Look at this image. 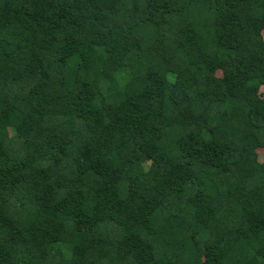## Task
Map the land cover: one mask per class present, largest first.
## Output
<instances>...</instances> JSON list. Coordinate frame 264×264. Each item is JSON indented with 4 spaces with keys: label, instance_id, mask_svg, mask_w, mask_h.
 I'll list each match as a JSON object with an SVG mask.
<instances>
[{
    "label": "trees",
    "instance_id": "1",
    "mask_svg": "<svg viewBox=\"0 0 264 264\" xmlns=\"http://www.w3.org/2000/svg\"><path fill=\"white\" fill-rule=\"evenodd\" d=\"M264 0H0V264H264Z\"/></svg>",
    "mask_w": 264,
    "mask_h": 264
},
{
    "label": "rangeland",
    "instance_id": "2",
    "mask_svg": "<svg viewBox=\"0 0 264 264\" xmlns=\"http://www.w3.org/2000/svg\"><path fill=\"white\" fill-rule=\"evenodd\" d=\"M261 93H263V95H264V89L261 90ZM260 159H261V161H264V153H262V154L260 155Z\"/></svg>",
    "mask_w": 264,
    "mask_h": 264
}]
</instances>
